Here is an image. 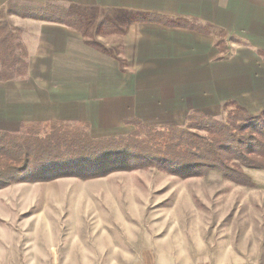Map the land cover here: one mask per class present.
Masks as SVG:
<instances>
[{"label":"rangeland","instance_id":"obj_1","mask_svg":"<svg viewBox=\"0 0 264 264\" xmlns=\"http://www.w3.org/2000/svg\"><path fill=\"white\" fill-rule=\"evenodd\" d=\"M26 5L16 1V8ZM65 7L80 17V28L75 29L83 32L89 45L114 56L123 71L125 67L135 71V48L127 44L126 37L136 23V12ZM26 11L40 13L32 8ZM14 16L18 15L9 13L8 19L23 43L25 30L15 24ZM62 17L65 22L76 21L67 12ZM225 45L230 47L228 42ZM16 80L21 79L10 81ZM140 85L137 90L146 93ZM162 88L159 85L158 91ZM37 95H28L27 103ZM47 96L39 105L48 103ZM91 101H80L77 106L55 101L54 107L39 106L38 115L30 120L87 122L88 130L98 138L131 135L136 130L133 120L154 128L183 126L197 110L181 114L172 99L166 103L160 97L159 106L151 107L141 99L123 111L122 104ZM235 108L230 102L219 114L200 111L224 118ZM123 112L125 117H121ZM246 172L254 187L238 185L217 171L182 178L159 167L116 170L85 179L70 175L13 182L0 190V248L14 250L18 264H135L138 255L155 244L172 248L187 259L213 256L218 262L264 264V170Z\"/></svg>","mask_w":264,"mask_h":264},{"label":"crops","instance_id":"obj_2","mask_svg":"<svg viewBox=\"0 0 264 264\" xmlns=\"http://www.w3.org/2000/svg\"><path fill=\"white\" fill-rule=\"evenodd\" d=\"M9 1L0 0V8ZM16 1L44 8L53 4L82 10L125 9L154 15L157 21L132 24L126 37L127 44L135 48V71L130 72L126 67L123 71L114 56L89 45L83 32L68 24L14 16L15 24L25 30L23 43L29 47L30 67L28 79L0 81V130L18 131L23 121L38 115L39 106L54 107L55 101L77 106L90 98L94 104H122V111L141 99L151 107L159 106V97L166 103L172 99L184 115L195 109L219 114L233 101L251 113L264 109V56L259 52L264 51V0ZM182 19L195 29L166 25ZM220 41L228 42L232 49L227 59H217L223 55ZM139 83L147 94L137 90ZM159 85L163 87L160 91ZM33 93L37 97L27 103V96ZM45 95L48 103L39 105ZM121 115L125 117L124 112ZM159 245L146 247L134 263L231 264L213 256L187 259ZM15 254L0 248V264H18Z\"/></svg>","mask_w":264,"mask_h":264},{"label":"trees","instance_id":"obj_3","mask_svg":"<svg viewBox=\"0 0 264 264\" xmlns=\"http://www.w3.org/2000/svg\"><path fill=\"white\" fill-rule=\"evenodd\" d=\"M8 4V9H0V81L3 82L24 80L30 66L27 47L11 27L9 13L80 28V17L63 6L26 5L27 8L19 9L16 0ZM31 8H38L40 13L26 11ZM66 12L76 17V21L65 22L62 15ZM135 21L153 22L157 18L151 14L138 15ZM166 25L194 27L185 19ZM220 42L225 48L222 59H227L230 47ZM259 52L264 56V51ZM231 103L236 108L224 118L195 110L183 126L154 128L133 120L136 130L127 136L97 138L88 130L87 122H22L18 131L0 130V187L59 176L94 178L116 170L148 167H159L182 178L202 177L217 171L238 185L254 187L255 182L246 170H264V109L255 114L236 101Z\"/></svg>","mask_w":264,"mask_h":264}]
</instances>
